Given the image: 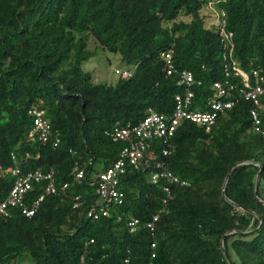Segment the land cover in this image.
Wrapping results in <instances>:
<instances>
[{
	"label": "trees",
	"instance_id": "trees-1",
	"mask_svg": "<svg viewBox=\"0 0 264 264\" xmlns=\"http://www.w3.org/2000/svg\"><path fill=\"white\" fill-rule=\"evenodd\" d=\"M209 2L0 0V200L13 186L15 164L53 170L59 187L69 183L57 194L45 182L36 185L29 203L44 198L31 217L19 207L0 215V264H264V110L257 131L255 104L241 92L243 77L225 71L220 37L226 23L241 69L264 76V0H217L220 16L211 25L202 12ZM91 39L120 55L134 75L95 81L83 67L97 53L88 47ZM169 49L176 66L201 81L192 109H208L214 83L227 80L233 88L222 98L235 105L209 130L184 121L168 154L162 138L148 141L144 160L120 175V199L104 200L95 174L124 147L113 139L115 127L139 123L149 108L173 112L185 91L167 73L161 54ZM36 106L61 137L57 146L31 136ZM77 164L85 166L81 179ZM160 170L190 185L171 184L167 196L166 180L152 181ZM92 207L109 214L89 216ZM155 215L151 231L144 224ZM132 218L140 222L129 226Z\"/></svg>",
	"mask_w": 264,
	"mask_h": 264
},
{
	"label": "built area",
	"instance_id": "built-area-1",
	"mask_svg": "<svg viewBox=\"0 0 264 264\" xmlns=\"http://www.w3.org/2000/svg\"><path fill=\"white\" fill-rule=\"evenodd\" d=\"M221 43L223 44L224 51V69L229 75L232 71L243 77L244 87L241 92L246 99L252 100L255 104L251 110L254 120V126L257 131L262 130V118L259 110H264V104L261 102V96L264 95V76L260 75L257 70H253L252 78L250 74L244 72L238 60L234 57V33L229 30L226 23H222L220 27ZM162 57L166 62V70L169 75L175 74L178 77V84L185 87L184 93L176 95V105L171 113L160 112L154 108H149L145 118L136 124H128L126 126H116L113 131V139L118 142H122L124 147L122 148L117 160L109 166L106 170L95 174L98 177L97 192L104 200H119L121 193L118 189L120 175L127 172L129 168L138 167L144 160L146 152L148 150V141L153 138H162L168 147L164 150V153L170 152V146L178 127L183 124L184 121L190 120L196 123L198 126L206 127L210 129L217 121L219 114L226 109L235 105L234 100H224L222 97L229 94V90L233 88L230 82L227 80L224 86L221 82L214 83V89L216 90L215 97L207 98L208 109H192V104L195 99L194 87L201 84L198 81L195 74L188 69L178 68L175 64L174 52L172 49L162 52ZM115 73L122 78L132 77L135 73L134 68L118 66L115 68ZM31 114L34 117V127L31 130V136L37 140L47 142L54 139V144L57 146L61 137L59 134H53L52 125L45 117V111L39 107L31 109ZM14 162H17L16 153H11ZM92 164V160L89 161ZM75 176L77 179H81L85 175V166L77 164L75 166ZM9 172L13 176L14 183L9 191L8 195L0 200V215L8 216L10 209L19 207L26 216H33L40 202L43 200L44 195H41L38 199L29 203L27 196L28 193L35 189V186L45 182V188L47 192L57 194L60 191L65 190L69 183H64L62 186H58L55 173L51 171H43L42 169H35L24 171L21 166L15 164L9 168ZM161 179L166 180L168 183L165 186L167 196L171 194V184L190 185V182L181 178L170 170H160L152 174V181L158 183ZM170 183V184H169ZM76 206H80V196H75ZM166 201V199H164ZM101 211V212H100ZM100 214L108 215L109 210L106 207H101L98 210L97 207L90 208L88 215L98 218ZM158 219V215H155L153 220H149L144 225L151 231L155 230V222ZM140 220L138 218H132L129 222V226H135ZM155 236V235H154ZM152 246L155 247L156 243L153 242ZM155 256V253L152 254Z\"/></svg>",
	"mask_w": 264,
	"mask_h": 264
},
{
	"label": "rangeland",
	"instance_id": "rangeland-1",
	"mask_svg": "<svg viewBox=\"0 0 264 264\" xmlns=\"http://www.w3.org/2000/svg\"><path fill=\"white\" fill-rule=\"evenodd\" d=\"M217 0H210L202 12L207 16V24L211 25L216 22L220 16V10L217 6ZM89 49L97 51L96 55L92 56L83 63V67L93 73L94 80L97 82H115L118 79V75L115 73V68L118 66H124L120 62V55H117L111 51L103 50L98 47V43L91 39L88 45ZM30 260V257H28ZM13 264H28V260H24L21 263L15 261Z\"/></svg>",
	"mask_w": 264,
	"mask_h": 264
},
{
	"label": "water",
	"instance_id": "water-1",
	"mask_svg": "<svg viewBox=\"0 0 264 264\" xmlns=\"http://www.w3.org/2000/svg\"><path fill=\"white\" fill-rule=\"evenodd\" d=\"M260 176H261V172H259V174H258V176H257V183H256V191H255V195H258V192H259Z\"/></svg>",
	"mask_w": 264,
	"mask_h": 264
}]
</instances>
